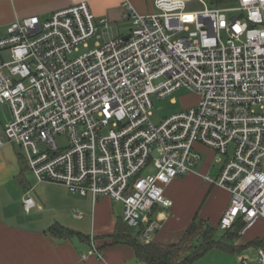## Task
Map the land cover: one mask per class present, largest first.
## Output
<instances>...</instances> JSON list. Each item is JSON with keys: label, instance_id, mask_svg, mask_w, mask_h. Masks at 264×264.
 Listing matches in <instances>:
<instances>
[{"label": "built area", "instance_id": "1", "mask_svg": "<svg viewBox=\"0 0 264 264\" xmlns=\"http://www.w3.org/2000/svg\"><path fill=\"white\" fill-rule=\"evenodd\" d=\"M124 6L130 37H110L80 55L81 45L111 28L87 1L0 29V103L12 111L0 158L17 144L39 182L111 197L123 206L124 224L142 229L148 243L155 207L173 205L166 188L201 161V144L224 159L218 177H206L231 194L219 227L242 222L244 234L264 219V0H155L149 14L129 0ZM182 88L198 92L199 102L153 122L152 94ZM34 205L24 198L27 211ZM257 250L264 264V238ZM90 253L101 256L94 237Z\"/></svg>", "mask_w": 264, "mask_h": 264}, {"label": "crops", "instance_id": "2", "mask_svg": "<svg viewBox=\"0 0 264 264\" xmlns=\"http://www.w3.org/2000/svg\"><path fill=\"white\" fill-rule=\"evenodd\" d=\"M82 1L89 3L97 18L107 19L111 28L117 27V36L128 34L129 26L124 20L125 0H0V29L4 30L13 21L31 15L48 18L54 11ZM129 1L141 14L156 11L155 0ZM124 27L128 32L121 33ZM197 148L202 154L201 161L187 175L176 178L166 188L173 205L169 208L155 207L151 217L158 222V226L150 233V242L177 243L196 217L211 221L209 223L217 227L228 207L231 198L229 190L206 180L211 176L215 162L219 164L217 171L220 172L224 159L209 147L197 144ZM30 171L15 144H7L0 158V264H149L138 258L133 246L114 242L113 236L119 223L124 224L122 205L117 211L116 201L109 196L94 200L91 195L72 192L64 184L39 182ZM202 184L199 199L205 198L208 206L203 216H199L195 208L189 212L174 209L178 203L172 196L174 191L176 193L182 185L193 187ZM26 196L35 199L30 211L24 206ZM55 224L85 237L55 236L48 231ZM92 237L101 256L90 253ZM145 239L142 234L141 240L146 242ZM257 239L261 238L252 236L240 246L254 245Z\"/></svg>", "mask_w": 264, "mask_h": 264}, {"label": "rangeland", "instance_id": "3", "mask_svg": "<svg viewBox=\"0 0 264 264\" xmlns=\"http://www.w3.org/2000/svg\"><path fill=\"white\" fill-rule=\"evenodd\" d=\"M209 5L210 0H206ZM199 7H203L202 4L194 5L188 10H194ZM127 11V10H126ZM234 15V13H230L229 16ZM186 25L189 27V30H195V20L192 14H187L185 17ZM128 24V29H130V24L125 21ZM127 27L122 29L120 32H128ZM119 33V30L117 27H113L110 29L109 33H106L105 36L102 39H98L96 37L91 38L87 41L88 46L81 45L79 55L83 54L89 50H93L97 47L98 42L102 43L105 40H107L110 37L117 36ZM5 55L8 56V52L5 51ZM162 80V79H161ZM161 80H155L154 84H158ZM152 103L153 107L151 109V119L155 123H160L164 118L176 114L178 112H181L182 110L189 108L193 105H196L200 100V94L196 91H190L186 88H182L179 90H176L164 97H159L157 94H152ZM12 119V111L8 104H1L0 103V131L2 130V127L5 126L10 120ZM57 142L59 145L66 144V138L64 137H57ZM15 147L17 149V152L25 159L26 161V152L24 149H22L19 145L15 144ZM208 157L209 154H206ZM218 166L215 162V168L210 172L211 177L217 178L218 177ZM217 171V173H216ZM30 173H32L30 171ZM188 173V172H187ZM185 173L181 177H184L187 175ZM205 184V182H204ZM194 185L193 187L182 185L178 188V191H175L172 193V196L177 199L176 205L174 206V209L181 210L182 212H189L191 208H195V210L199 213V216H203L208 210L207 202H205V198L201 197L199 199V195L203 191V185ZM17 194V193H16ZM199 199V200H198ZM121 203L116 202L115 208L117 211H120L121 209ZM196 206V207H195ZM212 220V219H211ZM211 222V221H209ZM134 232L137 231V229H133ZM225 230L222 228H218V234L221 235L224 233ZM240 239H237L233 242V248L232 249H224V248H218L214 247L210 249L202 258L196 260L193 263L190 264H241L240 258L242 257H248L249 258V264H258V250L255 245H249V246H240L242 242L247 241L252 236H257L261 239L264 238V219H259L255 222V224L248 229L247 232L240 235Z\"/></svg>", "mask_w": 264, "mask_h": 264}, {"label": "trees", "instance_id": "4", "mask_svg": "<svg viewBox=\"0 0 264 264\" xmlns=\"http://www.w3.org/2000/svg\"><path fill=\"white\" fill-rule=\"evenodd\" d=\"M225 0H210L211 5H220ZM27 168L28 162L25 161ZM220 223V221H219ZM218 226L211 225L208 221L199 220L198 217L191 223L183 237L177 243L161 244L144 242L141 240L142 229L134 232L133 229L119 223L114 234V242L125 243L133 246L139 259L149 264H190L202 258L214 247L232 249L233 242L240 238L239 229L243 223L238 222L233 229L218 234ZM49 233L58 237H72L80 235L79 232L62 225L55 224L49 228ZM257 247L262 245V239L253 242Z\"/></svg>", "mask_w": 264, "mask_h": 264}, {"label": "water", "instance_id": "5", "mask_svg": "<svg viewBox=\"0 0 264 264\" xmlns=\"http://www.w3.org/2000/svg\"><path fill=\"white\" fill-rule=\"evenodd\" d=\"M124 37L128 39L130 37V34H127Z\"/></svg>", "mask_w": 264, "mask_h": 264}]
</instances>
